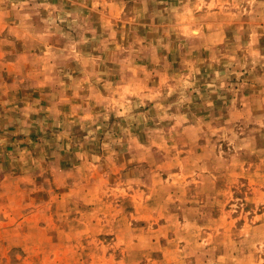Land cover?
<instances>
[{"label":"rangeland","instance_id":"374dc122","mask_svg":"<svg viewBox=\"0 0 264 264\" xmlns=\"http://www.w3.org/2000/svg\"><path fill=\"white\" fill-rule=\"evenodd\" d=\"M0 264H264V0H0Z\"/></svg>","mask_w":264,"mask_h":264}]
</instances>
